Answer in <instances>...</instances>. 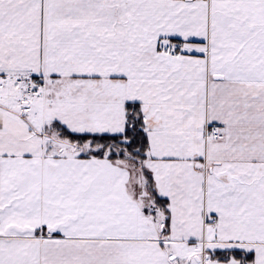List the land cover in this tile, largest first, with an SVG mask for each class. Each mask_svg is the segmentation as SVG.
<instances>
[{
  "label": "snow or ice",
  "instance_id": "snow-or-ice-1",
  "mask_svg": "<svg viewBox=\"0 0 264 264\" xmlns=\"http://www.w3.org/2000/svg\"><path fill=\"white\" fill-rule=\"evenodd\" d=\"M0 264H264V0H0Z\"/></svg>",
  "mask_w": 264,
  "mask_h": 264
}]
</instances>
